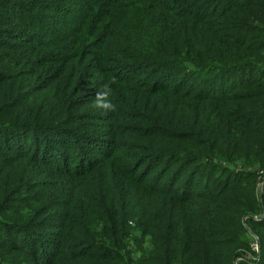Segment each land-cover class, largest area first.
I'll return each mask as SVG.
<instances>
[{
    "label": "trees",
    "instance_id": "16d2710c",
    "mask_svg": "<svg viewBox=\"0 0 264 264\" xmlns=\"http://www.w3.org/2000/svg\"><path fill=\"white\" fill-rule=\"evenodd\" d=\"M262 184L264 0H0V264H264Z\"/></svg>",
    "mask_w": 264,
    "mask_h": 264
},
{
    "label": "built area",
    "instance_id": "2783aa9c",
    "mask_svg": "<svg viewBox=\"0 0 264 264\" xmlns=\"http://www.w3.org/2000/svg\"><path fill=\"white\" fill-rule=\"evenodd\" d=\"M263 185H264V184H262V185L260 186L261 189H262ZM252 248H253V250H254L255 252H259V248H260V246H259V244H258L257 241H255V242L252 244Z\"/></svg>",
    "mask_w": 264,
    "mask_h": 264
},
{
    "label": "rangeland",
    "instance_id": "374dc122",
    "mask_svg": "<svg viewBox=\"0 0 264 264\" xmlns=\"http://www.w3.org/2000/svg\"><path fill=\"white\" fill-rule=\"evenodd\" d=\"M250 170V169H249ZM242 259H239L235 264H239Z\"/></svg>",
    "mask_w": 264,
    "mask_h": 264
}]
</instances>
